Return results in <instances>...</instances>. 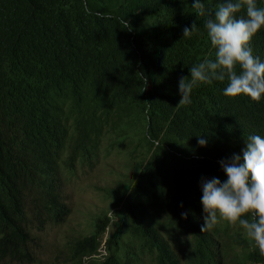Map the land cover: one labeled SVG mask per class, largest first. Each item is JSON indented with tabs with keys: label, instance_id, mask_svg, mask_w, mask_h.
<instances>
[{
	"label": "trees",
	"instance_id": "1",
	"mask_svg": "<svg viewBox=\"0 0 264 264\" xmlns=\"http://www.w3.org/2000/svg\"><path fill=\"white\" fill-rule=\"evenodd\" d=\"M202 2L214 14L224 0ZM204 19L191 0H0V264H40L42 231L72 213L63 188L108 135L109 152L128 143V168L115 152L121 174L105 187L113 220H90L54 264H264L239 224L201 232V178L225 182L219 162L264 137V96L226 97L227 81L197 83L178 104L179 78L215 59ZM250 43L264 61V27Z\"/></svg>",
	"mask_w": 264,
	"mask_h": 264
},
{
	"label": "clouds",
	"instance_id": "2",
	"mask_svg": "<svg viewBox=\"0 0 264 264\" xmlns=\"http://www.w3.org/2000/svg\"><path fill=\"white\" fill-rule=\"evenodd\" d=\"M191 8L198 17L205 18L204 28L216 52L214 60L190 68V79L179 78L178 104L190 105L192 88L197 83L213 81H227L223 91L226 97L246 96L259 102L264 96V61L253 54L250 42L264 27V8L258 7L256 0H224L214 14L202 0H191ZM242 9L244 14L240 15ZM121 22L131 31L128 21ZM198 30L194 22L183 29V36H191ZM203 136L197 137L200 147L207 144ZM219 163L227 177L225 182L217 177L201 178V232L214 227L220 220L230 225L239 224L264 254V137L249 135L241 154ZM187 215L182 213L183 218ZM107 252L102 239L91 255L104 259Z\"/></svg>",
	"mask_w": 264,
	"mask_h": 264
},
{
	"label": "rangeland",
	"instance_id": "3",
	"mask_svg": "<svg viewBox=\"0 0 264 264\" xmlns=\"http://www.w3.org/2000/svg\"><path fill=\"white\" fill-rule=\"evenodd\" d=\"M111 136L108 135L101 140V147L99 150L97 164L90 168L89 172L83 169H76V176L72 180H68L67 187L63 188L62 199L72 208V213L66 223L61 227L52 230L51 227L45 228L41 243L44 249L39 256L40 264H54L55 255L65 253V248H62L66 242L74 239L77 234H87L90 231V225L94 220L100 218L108 211V202L105 196H109V189L107 187V180L109 179L108 172L113 175L121 174L119 169H113L116 157H120L115 152L122 151L125 155V162L120 168L126 171L128 168V143L123 142V139H117L114 144V149L109 152V140ZM106 149L107 152H106ZM71 174V172H70ZM99 181V186L103 187L97 193L96 185ZM107 216L113 220L112 214L108 211ZM91 220V221H90ZM92 230V224H91ZM62 250L63 252H61Z\"/></svg>",
	"mask_w": 264,
	"mask_h": 264
}]
</instances>
